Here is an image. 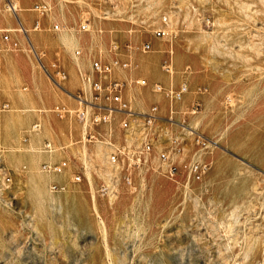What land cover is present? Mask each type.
I'll return each instance as SVG.
<instances>
[{
  "label": "rangeland",
  "instance_id": "374dc122",
  "mask_svg": "<svg viewBox=\"0 0 264 264\" xmlns=\"http://www.w3.org/2000/svg\"><path fill=\"white\" fill-rule=\"evenodd\" d=\"M165 16L171 36L156 37ZM4 35L0 264H264V0H0ZM97 60L129 63L108 79L132 114L93 123L102 111L80 101L94 103L83 79ZM63 160V175L42 170Z\"/></svg>",
  "mask_w": 264,
  "mask_h": 264
},
{
  "label": "built area",
  "instance_id": "2783aa9c",
  "mask_svg": "<svg viewBox=\"0 0 264 264\" xmlns=\"http://www.w3.org/2000/svg\"><path fill=\"white\" fill-rule=\"evenodd\" d=\"M35 11H37L41 15H45L50 11V7L48 5H37L34 8ZM162 23L163 26L157 30H155L154 34L156 37H166V36H171V33L168 29L170 20L167 16L162 18ZM40 26L39 23H37L36 27L38 28ZM63 27L60 25H55L54 30L60 31L62 30ZM81 30L87 31L88 26L86 24L81 26ZM9 36L4 35L3 40L0 41V57L3 52V44L8 42ZM144 51H149L151 50V45L150 43H147L143 47ZM76 55L80 56L81 52L76 51ZM129 63H124L121 62L120 60H115L112 63H104L100 60H97L93 62L92 64V74L85 75L84 76V83L85 85L90 89V91L93 94L94 98V103H91V107L101 110V113L94 114L92 116V121L94 124H101V123H110L113 117L114 113L117 112H125V113H130L129 109V103L124 100L122 96V90H123V85L114 79H108V77L113 73V71L116 68H123L127 69L129 68ZM167 69L170 71V67H167ZM56 75L59 77V79H66L67 75L65 72L57 69L56 70ZM0 77H1V69H0ZM137 84L146 86L147 82L145 80L138 81ZM153 91L157 93H166L167 96L174 101H182L183 98L189 93V86L187 84L181 85L177 89H165L162 85L155 84L153 85ZM102 101H106L108 104L102 105ZM9 105H4V109H8ZM61 115L64 116L66 112L65 110H60ZM158 108L154 107L151 109V113L147 116V119H154L156 118V113ZM77 117L81 121H86L89 117V114L85 110H79L77 112ZM149 120V123H150ZM123 127L124 128H129V123L124 121L123 122ZM151 146L147 145L146 150H150ZM45 150L49 153H53L54 149L52 145L49 143L45 145ZM120 154H123V151L120 149H116L114 152H112L109 156V163L111 166L115 167L119 163V157ZM130 155V161L134 166H139L141 163V159L139 157H136L133 154ZM161 159L166 162L167 164H171V158L170 155L166 152L162 153L160 155ZM70 167L69 161L63 160L57 164H51V163H45L42 166V170L45 173H49L52 175H63ZM175 167H171V170L175 171ZM207 171V166L205 164H202L200 162H195L191 165L190 168V173L193 179L195 180H200L204 174ZM74 182H81L82 181V176L81 175H76L74 177ZM13 184V174L12 172H8L1 163L0 160V195H4L9 193L11 190ZM51 190L53 192H64L66 190L65 185L61 184H53L51 186ZM101 191L104 194L110 193V188L107 185H103Z\"/></svg>",
  "mask_w": 264,
  "mask_h": 264
},
{
  "label": "bare ground",
  "instance_id": "6f19581e",
  "mask_svg": "<svg viewBox=\"0 0 264 264\" xmlns=\"http://www.w3.org/2000/svg\"><path fill=\"white\" fill-rule=\"evenodd\" d=\"M14 5V4H13ZM13 5H11V8H12V10H13V12H16V10H17V6H13ZM80 101V100H79ZM80 102H82V103H84V104H86V105H88V106H92L91 105V103L89 102V101H80ZM86 102V103H85ZM130 113L129 114H132L133 112L132 111H129ZM135 114V113H134ZM158 119V118H157ZM172 121V120H171ZM173 122V121H172ZM185 169H186V167H185Z\"/></svg>",
  "mask_w": 264,
  "mask_h": 264
},
{
  "label": "crops",
  "instance_id": "0c3cea01",
  "mask_svg": "<svg viewBox=\"0 0 264 264\" xmlns=\"http://www.w3.org/2000/svg\"><path fill=\"white\" fill-rule=\"evenodd\" d=\"M5 44V43H4ZM5 45H3V47H4ZM5 49V48H4ZM1 56H2V54H1ZM0 61H1V57H0ZM1 63V62H0ZM0 69H1V67H0ZM1 75H2V71H1ZM1 78V77H0ZM84 80V79H83Z\"/></svg>",
  "mask_w": 264,
  "mask_h": 264
}]
</instances>
